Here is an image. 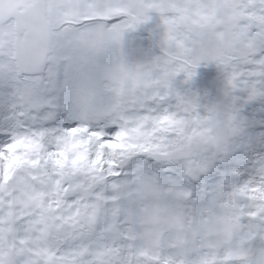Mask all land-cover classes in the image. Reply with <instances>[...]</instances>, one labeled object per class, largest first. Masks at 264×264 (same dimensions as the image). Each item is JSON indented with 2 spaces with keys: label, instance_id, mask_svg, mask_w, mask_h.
Here are the masks:
<instances>
[{
  "label": "snow or ice",
  "instance_id": "obj_1",
  "mask_svg": "<svg viewBox=\"0 0 264 264\" xmlns=\"http://www.w3.org/2000/svg\"><path fill=\"white\" fill-rule=\"evenodd\" d=\"M25 70L99 126L53 118L27 152L0 134V264H264V164L177 135L225 107L264 142V0H0V84Z\"/></svg>",
  "mask_w": 264,
  "mask_h": 264
},
{
  "label": "clouds",
  "instance_id": "obj_2",
  "mask_svg": "<svg viewBox=\"0 0 264 264\" xmlns=\"http://www.w3.org/2000/svg\"><path fill=\"white\" fill-rule=\"evenodd\" d=\"M47 79L45 70L39 72L25 70L13 87L9 88L0 84V134H7L9 139L12 137L23 138L19 151L27 152L29 149L35 151L36 146L40 143H57L56 133L51 130L53 118L57 122L64 123L66 127L75 125L92 129L99 126V121L96 120H78L72 114L75 108L70 97L68 99L63 97L48 99L53 96L59 97L60 94L48 90V85L45 83ZM49 114H51V118ZM254 114L255 110L249 109L247 116ZM260 114L264 115V109L260 111ZM188 115L191 123L183 134L178 133L177 135H191L200 141L202 145L200 155L209 164L219 163L222 166H227L245 156L264 164V142L252 144V123L246 119L245 114H233L231 109L219 107L214 125L209 124L202 117ZM230 117L232 118L230 119ZM39 129H45L44 136L37 134ZM232 129H237V131H232ZM85 136V132H77L66 139L71 146ZM71 150L76 153L88 152L91 158H95L94 154L89 152L83 144ZM122 154L123 150L118 149L102 153L94 166L95 174L100 175L107 172L108 168L113 166L109 164L110 159L115 166H120ZM80 165L86 166L83 160ZM73 219L79 223L81 228L87 230L86 209H81L78 218L74 217Z\"/></svg>",
  "mask_w": 264,
  "mask_h": 264
}]
</instances>
